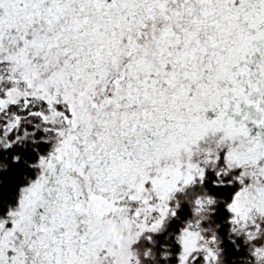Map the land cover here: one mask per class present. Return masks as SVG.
I'll return each instance as SVG.
<instances>
[{"label": "snow or ice", "instance_id": "snow-or-ice-1", "mask_svg": "<svg viewBox=\"0 0 264 264\" xmlns=\"http://www.w3.org/2000/svg\"><path fill=\"white\" fill-rule=\"evenodd\" d=\"M0 264H264V0H0Z\"/></svg>", "mask_w": 264, "mask_h": 264}]
</instances>
